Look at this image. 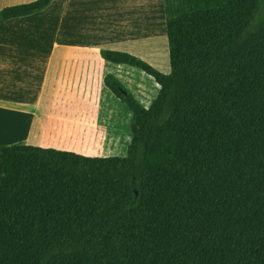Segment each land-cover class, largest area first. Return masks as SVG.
Returning <instances> with one entry per match:
<instances>
[{"label": "trees", "instance_id": "trees-1", "mask_svg": "<svg viewBox=\"0 0 264 264\" xmlns=\"http://www.w3.org/2000/svg\"><path fill=\"white\" fill-rule=\"evenodd\" d=\"M55 0L7 7L0 24ZM170 72L122 158L0 146V264H264V0H164Z\"/></svg>", "mask_w": 264, "mask_h": 264}, {"label": "rangeland", "instance_id": "rangeland-1", "mask_svg": "<svg viewBox=\"0 0 264 264\" xmlns=\"http://www.w3.org/2000/svg\"><path fill=\"white\" fill-rule=\"evenodd\" d=\"M33 1L0 0V7ZM103 50L129 53L168 74L164 0H55L43 13L0 26V64H84V74L73 78L87 83V95L79 92L85 103L77 104L80 113L87 109L83 121L89 126L87 137L90 130L92 137L87 153L92 158H122L131 140L132 114L106 88L104 78L116 77L145 108L160 89L142 71L106 62ZM5 139L2 134L0 146ZM73 150L80 152L79 147Z\"/></svg>", "mask_w": 264, "mask_h": 264}, {"label": "crops", "instance_id": "crops-1", "mask_svg": "<svg viewBox=\"0 0 264 264\" xmlns=\"http://www.w3.org/2000/svg\"><path fill=\"white\" fill-rule=\"evenodd\" d=\"M64 65L0 64V136L6 135L2 146H35L89 157L91 130L87 137L89 126L83 121L87 109L80 113L81 106H77L85 103L79 92L87 95V83L81 85L79 80L84 64ZM73 74L79 78L74 77L76 84ZM77 147L80 152L73 150Z\"/></svg>", "mask_w": 264, "mask_h": 264}]
</instances>
